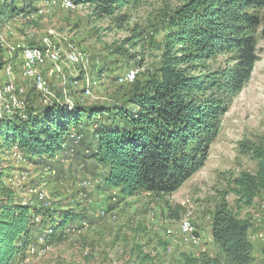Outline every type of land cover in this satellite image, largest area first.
I'll return each instance as SVG.
<instances>
[{"label": "rangeland", "instance_id": "rangeland-1", "mask_svg": "<svg viewBox=\"0 0 264 264\" xmlns=\"http://www.w3.org/2000/svg\"><path fill=\"white\" fill-rule=\"evenodd\" d=\"M61 1L41 2L29 24L20 18L0 22L1 118L24 117L27 94L41 104L61 100L68 110L75 104L111 105L120 100L135 76L158 64L161 16L182 2L141 0L117 13L128 16L126 22H119L97 15L89 6L73 3L64 7ZM126 39L129 41L123 44ZM17 44L59 47L60 59L39 67L49 94L38 91L24 76L18 54L7 53L8 46ZM118 46H124L127 54H112ZM71 50L76 53L75 62L65 56ZM256 52L258 60L223 114L205 164L169 195L139 192L124 198L117 189L103 185L100 167L76 157V151L49 160V164L35 165L15 146H1L0 194L9 187L16 202L46 208L66 202L84 213L60 241L39 240L49 234L48 227L30 242L35 251L25 252L13 264H184V254L211 256L217 252L209 235L212 214L220 206L249 219L257 232L252 239L250 229L252 255L256 264H264V189L245 204L237 194L236 182L242 174L256 172L254 154L264 136V37L259 33ZM8 64L11 75L4 72ZM130 72L133 79L125 80ZM7 84L13 86L12 95L20 102L9 113V94L1 90ZM32 88L37 95L30 92ZM185 218L191 229L182 222Z\"/></svg>", "mask_w": 264, "mask_h": 264}, {"label": "trees", "instance_id": "trees-1", "mask_svg": "<svg viewBox=\"0 0 264 264\" xmlns=\"http://www.w3.org/2000/svg\"><path fill=\"white\" fill-rule=\"evenodd\" d=\"M43 1L0 0V22L20 18L29 24ZM140 1L71 2L126 22L125 13L116 14ZM161 18L159 62L135 76L120 100L111 105L75 104L68 110L61 100L41 104L27 94L24 117H0V147L15 146L35 165L76 151V157L100 167L103 185L124 198L176 191L205 164L223 114L258 60L256 35L264 37V0H182ZM112 54L125 55L127 50L118 46ZM30 92L37 95L34 88ZM254 155L256 172L236 179L237 194L245 204L264 189V136ZM8 189L0 194V264L23 257L33 246L30 242L48 227L49 234L39 240L64 239L66 229L84 216L76 204L55 202L46 208L16 202ZM251 226L249 219L220 206L210 225L217 252L184 254V264H256Z\"/></svg>", "mask_w": 264, "mask_h": 264}, {"label": "bare ground", "instance_id": "bare-ground-1", "mask_svg": "<svg viewBox=\"0 0 264 264\" xmlns=\"http://www.w3.org/2000/svg\"><path fill=\"white\" fill-rule=\"evenodd\" d=\"M61 3H62V5H64V7L73 5V3L70 0H62ZM20 47H19L18 44L17 45H10V46H8L7 53L10 56H12L14 54H18V56L20 57V59L22 61V73L24 74V76L30 82L33 83V85L36 87V89L38 91H40L43 94H49V92H48L49 91V89H48L49 87L47 85L46 80L44 79V77L40 73L39 67L41 68L43 65H45V63L47 61L54 63L58 59H60L61 55H60L59 47L58 48L57 47H53V48H48V49H45V48H42V47H32L31 48V47L24 46V45H22ZM17 49L20 50V53H14ZM28 53H31L32 55L28 56ZM75 54H76L75 51L71 50L68 53H66L65 56L70 61L75 62L77 60V57H76ZM80 55H82V54H80ZM82 58H83V56H82ZM80 61H81V59H80ZM4 72L7 75H11L12 72H13L12 71V66L9 65V64L7 66H4ZM132 72L126 74L124 79L125 78H127L128 80L133 79L134 73H132ZM127 79H125V80H127ZM1 90L6 92L5 94H9V96H8L9 97L8 104L10 103V105L6 106V112L9 113L10 108L11 107H17L18 104H20V102L17 100V98L15 96L12 95V91L14 90V88H13V86L11 84H7ZM9 100H10V102H9ZM260 208H263V207H260ZM182 222L184 223V225L187 228H189V229L192 228V226L190 224L191 222H189L188 219L185 218V219L182 220ZM31 247L32 246H29L28 252L32 254L33 250L31 249Z\"/></svg>", "mask_w": 264, "mask_h": 264}, {"label": "crops", "instance_id": "crops-1", "mask_svg": "<svg viewBox=\"0 0 264 264\" xmlns=\"http://www.w3.org/2000/svg\"><path fill=\"white\" fill-rule=\"evenodd\" d=\"M251 230H252V232H251V233H252V239H253V236H254V235H255V233H257V232H255L256 230H254V228H253V227H252V229H251ZM253 234H254V235H253ZM209 236H210V235H209ZM209 241H211V240H210V238H209ZM253 254H254V252H253ZM255 254H256V253H255ZM255 254H254V255H255ZM256 255H257V254H256ZM256 255H255V256H256Z\"/></svg>", "mask_w": 264, "mask_h": 264}, {"label": "clouds", "instance_id": "clouds-1", "mask_svg": "<svg viewBox=\"0 0 264 264\" xmlns=\"http://www.w3.org/2000/svg\"><path fill=\"white\" fill-rule=\"evenodd\" d=\"M32 54L31 53H28V56H31Z\"/></svg>", "mask_w": 264, "mask_h": 264}, {"label": "built area", "instance_id": "built-area-1", "mask_svg": "<svg viewBox=\"0 0 264 264\" xmlns=\"http://www.w3.org/2000/svg\"><path fill=\"white\" fill-rule=\"evenodd\" d=\"M27 258V257H26Z\"/></svg>", "mask_w": 264, "mask_h": 264}]
</instances>
